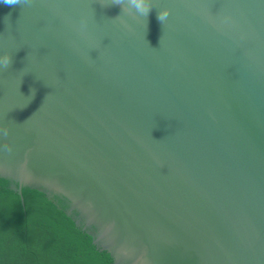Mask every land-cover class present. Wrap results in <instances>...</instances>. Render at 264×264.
<instances>
[{
	"label": "water",
	"instance_id": "1",
	"mask_svg": "<svg viewBox=\"0 0 264 264\" xmlns=\"http://www.w3.org/2000/svg\"><path fill=\"white\" fill-rule=\"evenodd\" d=\"M0 210L107 264H264V0H0Z\"/></svg>",
	"mask_w": 264,
	"mask_h": 264
},
{
	"label": "trees",
	"instance_id": "2",
	"mask_svg": "<svg viewBox=\"0 0 264 264\" xmlns=\"http://www.w3.org/2000/svg\"><path fill=\"white\" fill-rule=\"evenodd\" d=\"M0 264H107L63 224L35 211L0 210Z\"/></svg>",
	"mask_w": 264,
	"mask_h": 264
}]
</instances>
